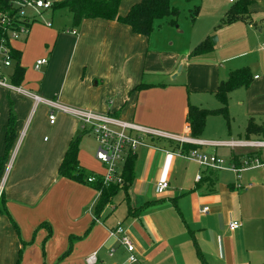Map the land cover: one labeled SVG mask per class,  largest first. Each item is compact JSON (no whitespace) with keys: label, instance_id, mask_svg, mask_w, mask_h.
I'll list each match as a JSON object with an SVG mask.
<instances>
[{"label":"crops","instance_id":"0c3cea01","mask_svg":"<svg viewBox=\"0 0 264 264\" xmlns=\"http://www.w3.org/2000/svg\"><path fill=\"white\" fill-rule=\"evenodd\" d=\"M140 1L122 0L119 15L126 16ZM248 1V12L240 19L258 31L231 33V40L219 37L213 45L223 55L217 64L200 62L203 56L191 58L190 52L174 46L170 33L154 37V30L145 37L129 26L101 19L73 28L67 10L65 19L56 23V13L47 12L45 19L52 26L34 21L27 36L11 43L18 58L2 68V77L20 91L0 86V160L12 113L15 131L0 171V264H87L93 254L96 264H123L126 251L109 235L118 224L132 239L141 264H264V167L238 178L230 170L202 168L167 151L187 155L196 149L224 157L227 164L241 151L229 154L220 147L147 138L152 147H139L133 154L134 181L121 190L118 208L106 211L121 191L98 217V190L59 175L70 143L79 138V166L102 177L105 166L96 160L92 134L73 116L57 111L51 124L50 107L33 97L182 138L242 139L250 119L264 121V0ZM43 59L47 63L37 69V61ZM18 67L23 78L15 85ZM243 68L250 70L253 81L248 89L230 94V125L192 137L189 106L204 108L198 106L203 96H215L220 83ZM163 181L169 188L159 194L157 185ZM205 207L209 213L202 212ZM234 221L241 227L231 231L228 224Z\"/></svg>","mask_w":264,"mask_h":264},{"label":"built area","instance_id":"2783aa9c","mask_svg":"<svg viewBox=\"0 0 264 264\" xmlns=\"http://www.w3.org/2000/svg\"><path fill=\"white\" fill-rule=\"evenodd\" d=\"M237 1L228 0L230 4H235ZM12 3L17 8L16 16L8 17L0 13V86L19 92L20 90L9 85L2 77V68L12 65L11 43L27 36L30 31L29 27L34 21L39 20L48 27L52 26V23L45 19V14L51 11L52 3L47 0H12ZM71 33L77 34L76 31H72ZM46 63V59L39 60L36 63V68L39 69ZM33 97L36 102L44 103L50 107L51 113L49 119L51 124H54L56 121L55 112L57 111L73 116L80 122L83 130H87L93 135L97 143L96 160L105 166V172L102 175L104 185L118 184L122 187L123 165L128 154H135L139 147H152L150 143L146 142L147 138L165 139L173 143L179 142L182 144L220 147L233 152L241 151L243 154L238 156L242 160V166L240 167H237L233 162L227 164L224 159L216 155H209L197 150L191 151L187 155L180 152L172 153L167 151V153L185 157L202 168L230 170L238 178H240L242 172L264 167V139H237L227 142L198 141L125 122L107 114H98L62 105L54 101L43 100L37 96ZM96 179L94 175L87 181L89 184H94ZM197 180H201V176H198ZM168 188L169 183L167 181L160 182L157 185V192L163 194ZM237 188L241 189L243 187L238 185ZM1 191L2 188H0V193ZM98 192L100 197L101 191L99 190ZM202 212L209 213V208L205 207ZM240 227L241 224L238 221L228 224V228L231 231H236ZM109 235L126 251V262L123 264H141L135 253V245L122 224H118L114 229L110 230ZM110 255H114V250L110 251ZM86 263L96 264L97 254L87 257Z\"/></svg>","mask_w":264,"mask_h":264},{"label":"trees","instance_id":"16d2710c","mask_svg":"<svg viewBox=\"0 0 264 264\" xmlns=\"http://www.w3.org/2000/svg\"><path fill=\"white\" fill-rule=\"evenodd\" d=\"M122 0H64L62 2H54L51 12L67 10L72 17V27L77 28L85 20L101 19L107 21H115L123 25L129 26L132 31L141 36L150 37L155 30L157 22L165 18H172L171 24H175L180 15L179 9L171 6V0H141L132 6L126 16L119 15V6ZM248 0H239L233 4L226 14L223 25H231L240 20V17L247 14ZM0 13L8 17L17 15V8L13 5L12 0H0ZM198 15V10L195 12ZM214 47L211 40L200 43L192 50L190 57H201L213 51ZM11 58L17 59L13 51ZM23 78V70L17 68L13 74V83L18 85ZM253 81V76L248 68L239 69L231 72L226 81L220 83L215 97L220 103V108L215 110L204 109L196 106H189L187 122L191 129V136L199 138L203 135L207 123V119L211 116H222L230 125L229 115V96L232 92L245 88L248 89ZM245 138L264 139V121L257 123L250 119L245 130ZM79 138L74 139L59 168V175L69 180L82 184H89L88 179L94 174L88 173L79 166ZM15 141L14 131V115L11 114L7 135H6V151L0 160V171L4 167L5 162ZM186 149V148H184ZM196 150V149H194ZM135 156L129 153L123 166L122 187L118 184L104 185L103 178L95 176L96 182L91 184L92 187L101 191L100 197L95 206L96 216H100L105 208L110 204L113 197L121 190L126 189L134 181ZM232 162L237 166H242L240 157L234 155ZM4 204V195L0 196V210Z\"/></svg>","mask_w":264,"mask_h":264},{"label":"rangeland","instance_id":"374dc122","mask_svg":"<svg viewBox=\"0 0 264 264\" xmlns=\"http://www.w3.org/2000/svg\"><path fill=\"white\" fill-rule=\"evenodd\" d=\"M171 6L179 9L180 11V15L176 20V23L171 24L172 18H165L164 20L158 22L156 24L154 37L159 36V33H164L163 35H168L170 33L174 46L178 47L179 50L182 49L184 52L191 53L196 46H198L200 43L207 40L208 38H210L211 41L213 37H216L218 40L219 37H222V41L225 39L231 40L233 38L231 33H255V31H258V28L241 19L233 23V28L229 27L231 25H223L224 20L226 19V14L231 8V4L227 0H171ZM197 10L198 15L195 16V12ZM64 11L65 10L55 12V23L59 19H65L68 13L66 14V12ZM177 33H183V36H180ZM258 50L259 47L258 49L256 47V51ZM222 56L223 55L219 53V50L214 51L213 49L211 53L206 54L205 56H203V58H200V60L202 59V61L200 62H203V60L205 59H209L213 60L217 64L218 58ZM226 56L228 55L225 54V57ZM194 60L197 59H192L191 61ZM219 66H221V63L219 64ZM180 68L181 67H179L178 72H180ZM186 73H188V69L187 72H182L181 77L185 79L187 77ZM197 74L198 73H195V76H197ZM228 76L226 78H228ZM203 97V101H201L198 106L211 110L216 109V107H219V102L217 101L215 96L211 94H206ZM220 124H222L223 127H226L228 125L224 117L211 116L209 118L208 123H206V130L204 131L203 135L208 130H213L214 132L218 131ZM92 136L89 137L90 143L93 145H97L94 140V137ZM240 138L246 139L245 136H242ZM171 143L175 144L173 142ZM219 150L229 152V154L230 152L232 153L231 150L225 148ZM222 158L225 160L224 157ZM123 193L124 192L121 191L117 194V196L113 200V203H111L107 208V213L111 212L109 211V209L113 210V208H118V203L123 198Z\"/></svg>","mask_w":264,"mask_h":264},{"label":"water","instance_id":"95a60500","mask_svg":"<svg viewBox=\"0 0 264 264\" xmlns=\"http://www.w3.org/2000/svg\"><path fill=\"white\" fill-rule=\"evenodd\" d=\"M216 40H217V38H216V37H213V39H212V43H213V45H215ZM181 70H182V67L180 68V72H181Z\"/></svg>","mask_w":264,"mask_h":264}]
</instances>
